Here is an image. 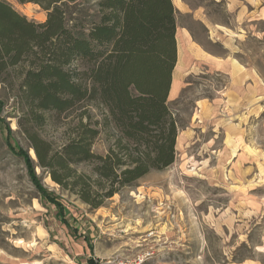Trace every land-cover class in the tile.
Listing matches in <instances>:
<instances>
[{"label": "rangeland", "instance_id": "1", "mask_svg": "<svg viewBox=\"0 0 264 264\" xmlns=\"http://www.w3.org/2000/svg\"><path fill=\"white\" fill-rule=\"evenodd\" d=\"M4 1L30 21L46 20V12L38 5ZM99 1L81 0L84 13L93 14ZM207 6L215 19L225 21L222 6ZM78 16L71 13L69 19ZM235 36L232 55L264 82V22L238 21ZM211 50L225 53L219 45ZM26 68L10 69L5 88L0 84V264H85L88 258L98 264H133L138 254L146 256L143 264H264V99L261 114L250 115L238 126L232 124L239 120L229 124L236 152L224 157L223 130L201 123L194 116V102L200 97L212 99L226 79L205 72L189 77L167 105L179 134L189 128L199 136L197 143L188 146L191 162L187 165L181 146H175L172 165L121 188L98 209L62 190L45 170L35 166L43 187L64 206L67 224L72 226L67 228L54 216L53 206L40 202L24 162L9 151L5 141L9 128V143L18 145L36 163L23 131L29 127L23 122L20 126L21 113L8 85ZM91 105L62 115L45 114V124L34 129L58 149L71 137L82 110L91 112L92 122L101 123L103 111ZM112 134L101 131L92 150L105 154ZM202 160L200 171L197 167Z\"/></svg>", "mask_w": 264, "mask_h": 264}, {"label": "trees", "instance_id": "2", "mask_svg": "<svg viewBox=\"0 0 264 264\" xmlns=\"http://www.w3.org/2000/svg\"><path fill=\"white\" fill-rule=\"evenodd\" d=\"M16 1L46 12V20L35 23L0 0V84L5 88L10 69L27 67L8 85L21 113L20 126L29 127L23 131L36 163L10 144L9 128L5 141L24 162L40 202L53 206L56 219L72 228L35 166L62 190L98 209L121 188L175 160L179 127L167 105L176 63L175 10L171 0H100L89 15L81 0ZM71 13L80 16L69 19ZM88 103L103 111L101 123L82 110L71 137L58 149L34 129L45 124V114L62 115ZM101 131L113 132L103 155L92 150ZM85 264L98 262L88 258Z\"/></svg>", "mask_w": 264, "mask_h": 264}, {"label": "crops", "instance_id": "3", "mask_svg": "<svg viewBox=\"0 0 264 264\" xmlns=\"http://www.w3.org/2000/svg\"><path fill=\"white\" fill-rule=\"evenodd\" d=\"M171 3L176 20V63L172 71L168 101L178 96L189 77L204 72L224 76L226 83L223 89L215 91L216 95L212 99L200 97L195 100L194 116L201 123L208 122L216 129L223 130L222 156L233 157L236 149L232 147V134L228 133L229 124L239 120L232 124L238 126L250 115L261 114L264 82L254 69L232 55L231 45L235 42L238 21L264 22V0H171ZM208 3L224 8L225 21L214 18ZM214 45H219L225 53L213 52L211 48ZM198 141L199 136H195L189 128L182 130L181 134L178 132L176 149L178 145L181 146V157L187 165L193 156L188 146ZM201 146L204 147L203 144ZM212 150L215 152V149ZM204 161L198 164L197 169L200 171Z\"/></svg>", "mask_w": 264, "mask_h": 264}, {"label": "built area", "instance_id": "4", "mask_svg": "<svg viewBox=\"0 0 264 264\" xmlns=\"http://www.w3.org/2000/svg\"><path fill=\"white\" fill-rule=\"evenodd\" d=\"M146 261V256H144L143 254H138L137 256H135L134 260H133V264H143Z\"/></svg>", "mask_w": 264, "mask_h": 264}]
</instances>
